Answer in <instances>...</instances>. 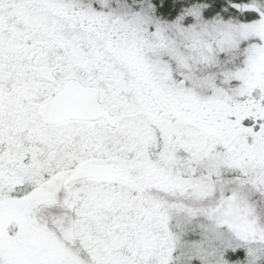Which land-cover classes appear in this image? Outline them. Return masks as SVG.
<instances>
[{
	"label": "snow or ice",
	"instance_id": "6c2138e0",
	"mask_svg": "<svg viewBox=\"0 0 264 264\" xmlns=\"http://www.w3.org/2000/svg\"><path fill=\"white\" fill-rule=\"evenodd\" d=\"M0 264H264V0H0Z\"/></svg>",
	"mask_w": 264,
	"mask_h": 264
}]
</instances>
